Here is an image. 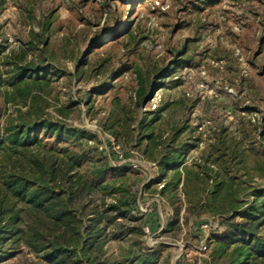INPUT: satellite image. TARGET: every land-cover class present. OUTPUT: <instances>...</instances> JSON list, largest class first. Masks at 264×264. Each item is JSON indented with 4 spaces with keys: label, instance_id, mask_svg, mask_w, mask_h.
Returning <instances> with one entry per match:
<instances>
[{
    "label": "rangeland",
    "instance_id": "obj_1",
    "mask_svg": "<svg viewBox=\"0 0 264 264\" xmlns=\"http://www.w3.org/2000/svg\"><path fill=\"white\" fill-rule=\"evenodd\" d=\"M12 127L23 130L14 143ZM0 130V160L85 151L84 178L111 167L92 206L137 196L155 227L160 210L176 215L157 195L179 172V225L155 238L118 217L106 250L111 264L144 251L159 264H197L199 226L217 214L207 207L186 221V169L224 180L226 208L264 191V0H0ZM148 145L178 166L149 158ZM0 264L53 263L21 244Z\"/></svg>",
    "mask_w": 264,
    "mask_h": 264
},
{
    "label": "trees",
    "instance_id": "obj_2",
    "mask_svg": "<svg viewBox=\"0 0 264 264\" xmlns=\"http://www.w3.org/2000/svg\"><path fill=\"white\" fill-rule=\"evenodd\" d=\"M144 82L142 79L143 88L138 90V99L144 95ZM44 125L62 128L49 121ZM8 132L12 143L19 134H23L22 127L8 128ZM0 140L3 145L6 138ZM157 148V145H148L144 152L151 159L160 155V162L168 168L178 166L176 157L170 152L159 151L161 154H157ZM23 154L25 158L20 154L17 157L10 154L6 155V161L0 160V263L12 257L21 244H26L53 264H111L106 250V229L108 225L115 224L118 217L142 221L138 230L143 233L147 223L153 230L157 229L150 220L144 221L146 214L135 212L137 196H133L131 201L124 200L122 204H105L103 209L92 206L95 187L102 184L113 169L104 165L96 179L84 178L78 167L92 160L87 152L70 157ZM180 183V173L177 172L161 189L176 213L168 220L165 233L180 223L181 207L177 205ZM201 185L203 190H200ZM227 188L224 180L214 177L210 184L208 178L187 168L183 182L189 202L186 221L189 215L200 216L207 207L221 216L222 228L214 235L212 264H264V201L258 199L264 191L255 193V199L250 201L236 197L226 208L218 201ZM202 191H207L205 202L208 205L202 200ZM125 262L159 264V259L156 252L144 251L128 255Z\"/></svg>",
    "mask_w": 264,
    "mask_h": 264
},
{
    "label": "built area",
    "instance_id": "obj_3",
    "mask_svg": "<svg viewBox=\"0 0 264 264\" xmlns=\"http://www.w3.org/2000/svg\"><path fill=\"white\" fill-rule=\"evenodd\" d=\"M161 185L163 186V184ZM157 196L160 200H165L164 196L161 193H158ZM151 210V203H143L140 200H137V210L135 212H138L139 214H146ZM160 218L161 220L156 230H153L151 225L148 223L144 225L143 229L146 236H154L155 238H159V236L165 233V230L168 227V219L166 220V218H164V215L161 210ZM220 223L221 216L217 214L212 218H208V220H206L199 226V235L201 240L197 249L201 255H204V257H199L197 264H212L209 252L215 240L214 235L222 228ZM177 257L179 258L180 254L177 255Z\"/></svg>",
    "mask_w": 264,
    "mask_h": 264
}]
</instances>
